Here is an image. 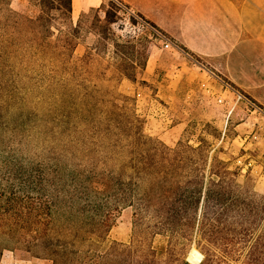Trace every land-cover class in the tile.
<instances>
[{"label":"trees","instance_id":"1","mask_svg":"<svg viewBox=\"0 0 264 264\" xmlns=\"http://www.w3.org/2000/svg\"><path fill=\"white\" fill-rule=\"evenodd\" d=\"M28 1L34 17L0 0V239L53 264H190L191 244L199 264H264V195L203 141L171 149L148 137L118 87H64L83 63L71 0ZM125 208L130 242L102 248Z\"/></svg>","mask_w":264,"mask_h":264},{"label":"rangeland","instance_id":"2","mask_svg":"<svg viewBox=\"0 0 264 264\" xmlns=\"http://www.w3.org/2000/svg\"><path fill=\"white\" fill-rule=\"evenodd\" d=\"M9 2L13 11L29 17L38 13L28 0ZM71 26L76 29L69 36L74 56L82 58L83 63L77 64V73L70 67L69 74H63L60 82L64 87L72 92L81 89L76 88L79 83L106 90L118 87L133 98L148 137L171 149L179 143L197 147L203 141L208 159L218 157L225 161L237 175L238 184L246 183L255 193L264 195V106L217 79L210 86L194 84L192 60L184 55L181 46L170 43L112 0L87 10L77 19L71 18ZM68 31L64 29L65 33ZM146 62L153 66L149 74L144 73ZM53 84L60 85L56 80ZM35 134V129L30 130L29 143L36 142ZM35 157L38 161L39 157ZM131 229L132 210L125 208L115 215L102 248L113 243L127 245ZM152 245L159 249L165 239L156 236ZM2 247L0 264H53L37 258L36 253L41 254V250L26 252L22 245L0 239ZM192 250L199 253L191 244L187 261ZM201 260L202 255L197 264Z\"/></svg>","mask_w":264,"mask_h":264},{"label":"crops","instance_id":"3","mask_svg":"<svg viewBox=\"0 0 264 264\" xmlns=\"http://www.w3.org/2000/svg\"><path fill=\"white\" fill-rule=\"evenodd\" d=\"M105 1L71 0V18ZM117 1L181 46L192 60L194 84L210 86L217 79L264 106V0ZM152 67L146 62L144 73Z\"/></svg>","mask_w":264,"mask_h":264},{"label":"bare ground","instance_id":"4","mask_svg":"<svg viewBox=\"0 0 264 264\" xmlns=\"http://www.w3.org/2000/svg\"><path fill=\"white\" fill-rule=\"evenodd\" d=\"M120 223V222H119ZM115 235V234H114ZM190 254L192 255L191 257L188 258V261L192 264H197L200 261L201 255L196 252L195 250H192L190 252Z\"/></svg>","mask_w":264,"mask_h":264},{"label":"built area","instance_id":"5","mask_svg":"<svg viewBox=\"0 0 264 264\" xmlns=\"http://www.w3.org/2000/svg\"><path fill=\"white\" fill-rule=\"evenodd\" d=\"M115 4H117L118 6H120V7H122V4L119 2V1H117V0H112Z\"/></svg>","mask_w":264,"mask_h":264}]
</instances>
